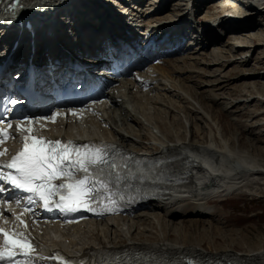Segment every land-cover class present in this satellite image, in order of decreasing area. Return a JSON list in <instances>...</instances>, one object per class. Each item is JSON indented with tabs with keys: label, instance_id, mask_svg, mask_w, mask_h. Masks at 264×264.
<instances>
[{
	"label": "bare ground",
	"instance_id": "bare-ground-1",
	"mask_svg": "<svg viewBox=\"0 0 264 264\" xmlns=\"http://www.w3.org/2000/svg\"><path fill=\"white\" fill-rule=\"evenodd\" d=\"M169 1L170 0H150L148 7H151L152 3L153 7L151 10H146L147 13L144 18L153 17L155 19L154 25L152 26L153 29L160 26L161 22L158 21V19L162 20L165 16H168L164 15L163 11L165 12L166 9H169L167 7ZM207 1L209 0H191L188 3V6L185 4V10H188L185 14L183 11L182 13L177 12L180 10L178 9L180 7L176 8V10L173 9V12H171L172 14L169 13V16H171L169 21H173L170 24V27L179 26L176 28L177 32L173 33L174 35L179 32H184L186 33V37L189 36L190 33L191 38L195 37V40L190 37L188 39L185 38L188 45L186 50H189L190 42L193 41H199V44L197 43L195 45H199V47L201 46L199 50H204L210 44L217 43V41H215L217 38H225L227 35L230 37H243L244 40L249 42L252 40L249 32H253V30H248L255 27L256 16L258 17L264 14V0H254V4H256L255 6L259 9H247V12L251 13H249L250 16L248 14L243 20L238 19L239 23L236 25H228V22L223 20L225 17L220 15V13H226L225 10H227V7L230 5L221 6L220 12L214 11V13L210 12L214 6L203 7ZM216 1L217 0H214V3ZM248 1L249 0H243L242 2L248 3ZM121 2L125 5L130 4V0H121ZM163 2L164 4L161 5ZM67 6L70 7L68 15L72 14L70 18L73 19L76 18L75 15H80L81 17H86V19L88 17V20L92 21L93 17L100 15L103 20L98 22L97 25L84 19V23H87L86 26L94 28L97 32L101 31L102 28H117V30H119L117 23H115L114 20L107 18L106 16H111L107 15L97 3H94V0H71L68 2ZM92 7L93 9H91ZM202 7L205 9L206 15H210V17H208L207 20L208 24L197 26L195 25V22H193L192 13L199 9L201 10ZM232 7L237 9L236 6ZM78 8L82 11L78 10ZM132 9L133 8L130 7L125 11L128 13V11H131ZM151 11L153 13L150 15ZM132 15L135 14H131V16ZM174 16L176 18H172ZM188 19L191 20L189 22L190 26H188ZM161 25L160 29L163 28L164 24ZM188 28H193L194 30L187 32L188 30L185 29ZM99 38L100 37L96 32L89 33V35L84 38V41L86 44L96 43ZM39 42L41 43V49H43V44L45 43L41 40H39ZM80 43L81 41L78 42L77 45L79 46ZM174 44H177V42H172V45ZM257 45L260 46L261 43H258ZM247 46L248 44L245 45V43L244 45H235V47H230L228 51L229 53H232L233 49H242ZM261 46L264 45L262 44ZM46 52H48V50H46ZM175 55H177V53L170 55L169 58ZM224 58L225 56L221 54H212V59L209 60L205 66L209 67L212 63L215 65L221 64L219 61ZM186 59H182V61H184L183 65H179L178 61L180 60L173 61L172 59V61L163 60L158 64H153L152 61L138 64L140 65L139 69L142 73L141 78L133 76L131 79L127 80L125 87L115 86V88H112V90L109 91L110 107L108 109H103L102 113L89 123L83 122L79 125L80 127L78 126L70 132L73 138H82L87 134L95 135L96 138L104 137L106 140L122 146L136 155H141L148 159L157 158L159 160H164L167 164L165 166L156 167V173H166L168 175L173 174L178 177L180 182L179 186L168 188V193L163 196V199L136 204L121 218H111L87 224V226H92V224L95 225L97 239L92 243L89 242L90 244H80L78 248L74 249V252H82L84 254L89 249H117L126 251L133 249L144 251L158 261H164L167 258L177 261L181 255H196L204 258H214L215 256L213 255H205V251L199 245L169 242L168 237H165L163 232L171 227L174 228V232L179 230L183 231L182 224L184 222L173 226V221L178 218L216 217L221 214V211L218 207L209 206V201L215 198L228 197L237 194V192L241 190L247 191L248 187L257 178L264 177V168L257 163L256 159H253L246 152L231 150L229 140L224 137L222 129L216 124L212 123L216 126L214 135L210 130V126L213 125L204 124L208 131L207 137H209V142L197 143L191 141V137L196 134L195 131H193L195 121L191 119L190 115L202 114V118L207 120L206 122H212L213 120L211 117L208 114H205L202 109V107L212 99H205V95L202 93H194L196 96L195 98L192 91L197 92L198 88L194 90L193 85L186 86L187 82L185 80L190 76L188 75V77L182 78L181 76L183 73L179 74V72L187 69L182 67L187 63L185 61ZM241 62L246 63L247 60ZM180 64H182L181 61ZM190 65H194L195 68L197 63ZM179 67H182L183 69H179ZM262 74L264 75V73ZM153 81H156L151 90L154 97L151 98L148 96L150 98H147V95H144V92H142L141 89H146L147 87L150 89L149 82L152 83ZM107 85L112 87V82L108 81ZM189 91L190 93H188ZM219 98L223 99L222 95ZM144 100L147 104L144 102V104H141V101ZM139 104L146 105L145 108L147 105H150L153 109V113L156 112V115L152 117L149 115L150 113L148 114L146 113L147 111L142 110H145L144 107L141 106L139 108ZM225 104H230V109L238 106V102L233 103L232 101L231 103ZM185 105L192 106V109L184 110ZM223 109L226 110L227 108L223 107ZM181 113L184 114L188 123L187 126L190 130L185 137L180 136V134L173 137L168 132V129L173 126L181 127L179 121V115ZM228 113L235 112L231 111ZM229 121L232 120L228 119V122ZM84 124L87 125L85 128H83ZM90 128L92 129L90 130ZM215 140L219 141V145H216ZM135 145L137 147L141 146V149L136 148ZM164 187L169 186L164 185L162 188ZM155 209L162 213V216H160L161 221H155V227L158 230L157 232L161 235H159L154 242L143 240L138 241L135 239L136 234L144 232L146 229L142 226V221L150 219L154 220L156 218L153 214V212L156 211ZM77 227L78 228L69 229V231L73 234L79 233L81 232V229L84 228V225H79ZM115 234L124 237V245L122 247H115L109 244L108 239L110 237L112 238ZM61 236H63L61 239L51 241L49 240L50 237L45 236V238L42 239L41 244L44 248L49 250L51 249V243L61 246L62 244L59 242L62 241L63 247L66 249H73L72 246H74L75 243L74 236H69L68 234H61ZM66 241L68 242L67 244ZM220 257L235 258L239 261H245L251 264H264V249L250 251L246 254L227 251Z\"/></svg>",
	"mask_w": 264,
	"mask_h": 264
},
{
	"label": "rangeland",
	"instance_id": "rangeland-1",
	"mask_svg": "<svg viewBox=\"0 0 264 264\" xmlns=\"http://www.w3.org/2000/svg\"><path fill=\"white\" fill-rule=\"evenodd\" d=\"M226 3L228 5L233 3L236 6L240 20L246 18L250 13L243 11V9L236 4L235 0H217L215 3L214 0H209L203 7L214 6L215 8L213 7L210 12H220V7L226 5ZM152 7L153 3L151 7H148V10H151ZM167 7L169 9H166L165 12L163 11L164 15L169 16V13L173 12L172 10H176L178 7H180L178 8L180 10L177 12L182 13L183 11L184 14L187 12L182 5V0H171ZM203 7L201 10L199 9L192 13L193 22H195L197 26L208 24L207 20L210 15H206ZM222 14L223 13H220L221 16H223ZM168 16L163 17L168 20L171 18V16ZM150 18L151 22H153L154 18ZM172 18L176 17L174 16ZM223 20L225 19L223 18ZM188 25H190L189 22ZM228 25L236 24L228 23ZM251 30H253V32H249L252 39L250 42L244 40L243 37H230L227 35L225 38H217L215 40L217 43L210 44L204 50H199L201 46L195 45L199 42L198 41L194 44L193 49L189 48L184 55L177 56L172 60H180L182 64L178 61L179 65H183L184 61H182V59L187 58L185 60L187 63L182 66L187 69L179 72V74L183 73L181 76L182 78H186L188 75L190 76L185 80L187 82L186 86L193 85L194 90L198 88L197 92L192 91L195 98L196 93H202L205 95V99H212L202 107L204 113L211 117L213 120L212 122H206L207 120L203 119L200 113V115H190L191 119L195 121L193 131H195L196 134L191 137V141L197 143L209 142V137H207L208 131L204 124H216L222 129L224 137L229 140L231 150L248 153L264 168V75L262 74L264 73V46H261L262 44L264 45V14L258 17L256 16L255 27L248 31ZM188 37L191 38V33ZM193 38L195 40V37ZM192 43H194V41ZM244 43L245 45L248 44V48L233 49L232 53H229L228 50L230 47L241 44L244 45ZM258 43H261V45L258 46ZM212 54H221L225 56V58L219 61L221 64L215 65L212 63L209 67L205 66L208 61L212 59ZM243 60H247V62L242 63L241 61ZM193 62L197 63L195 68L194 65H190L194 64ZM182 67H179V69H183ZM149 92L144 93L147 95V98L154 97L153 92ZM188 93H190V91ZM221 95L223 99L219 98ZM231 101L233 103L238 102V106L230 109L231 105L225 103H231ZM143 102L147 104L145 100L141 101V104H144ZM141 106L145 108L146 105H140L139 108ZM147 107L145 110H142L147 111L146 113L148 114L150 113L149 115L152 117L156 115V112L153 113V109L150 105H147ZM223 107L227 109L224 110ZM185 109L191 110L192 106L185 105L184 110ZM231 111L235 113L229 114L228 112ZM228 119L232 121L228 122ZM179 121L181 127L173 126L168 129V132L173 137H176L178 134L185 137L189 133L190 129L187 126L188 123L184 114L181 113L179 115ZM215 129V125L210 126L213 135L215 134ZM215 142L216 145H219L218 140H215ZM135 147L139 149L141 146L137 147L135 145ZM208 205L218 207L221 214L216 217H187L174 220L173 226L184 222L182 224L184 230L174 232L173 227L168 230L166 229L167 231H164L163 234H165V237H168V241L185 243L188 245H199L207 256H222V254L227 251L246 254L250 251L264 249V177L257 178L248 187L247 191L241 190L237 192V194L228 197L215 198L209 201ZM153 214L156 217L154 220L142 221V226L146 229L144 232L136 234L135 239L138 241L154 242L158 236L161 235L157 232L155 221H161L160 216H162V213L156 210ZM86 226L87 224L84 225V228L81 229L79 233L73 234L69 232L71 236H74L75 243L74 246H72L73 249L78 248L80 244H90L97 239L95 225ZM108 241L110 245L115 247H122L124 245V237L118 234H115L112 238L110 237Z\"/></svg>",
	"mask_w": 264,
	"mask_h": 264
},
{
	"label": "snow or ice",
	"instance_id": "snow-or-ice-1",
	"mask_svg": "<svg viewBox=\"0 0 264 264\" xmlns=\"http://www.w3.org/2000/svg\"><path fill=\"white\" fill-rule=\"evenodd\" d=\"M26 6L25 0H12L6 11L15 18ZM8 103L15 106L18 101L11 99ZM36 122L28 119L17 125L22 147L10 160L0 163V182L27 194L24 199L28 206L40 204L45 210L55 209L65 214L80 210L95 212L98 208L101 211L97 214L112 212L119 202L118 198L123 199V193L119 191L121 184L125 179L128 182L137 180L136 171L129 165L133 158L124 155L115 146L51 141L35 134L32 127L21 126L24 123L31 126ZM7 126L10 129L11 122ZM9 138L12 137L0 129V144ZM5 153L6 150L0 151V156ZM135 163L139 165V161ZM143 179V173H140L139 182L143 183ZM3 190L0 188V191ZM17 203L19 205L20 201ZM23 211L34 215L33 207H25ZM16 219L27 228L20 217ZM0 236L3 237L0 264H21V260L13 255L17 251L24 261L32 259L30 252L34 249L25 233L14 231L9 234L0 228ZM38 259H53L57 264H86L84 261H66L59 253Z\"/></svg>",
	"mask_w": 264,
	"mask_h": 264
},
{
	"label": "water",
	"instance_id": "water-1",
	"mask_svg": "<svg viewBox=\"0 0 264 264\" xmlns=\"http://www.w3.org/2000/svg\"><path fill=\"white\" fill-rule=\"evenodd\" d=\"M237 260V259H236ZM239 261V260H238ZM242 262H244V263H247V262H245V261H242ZM247 264H251V263H247Z\"/></svg>",
	"mask_w": 264,
	"mask_h": 264
}]
</instances>
